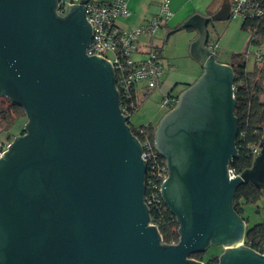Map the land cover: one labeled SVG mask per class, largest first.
<instances>
[{
    "label": "water",
    "instance_id": "obj_1",
    "mask_svg": "<svg viewBox=\"0 0 264 264\" xmlns=\"http://www.w3.org/2000/svg\"><path fill=\"white\" fill-rule=\"evenodd\" d=\"M86 1L62 14L58 0H0V96L28 119L0 157V264H204L187 256L210 245L225 248L219 264H264L233 208L242 183L264 195V140L251 166L230 177L235 72L209 45V24L230 19L231 0L167 34L195 30L189 55L202 67L156 127L168 166L160 191L180 225L171 245L150 224L147 160L120 110L112 64L86 53Z\"/></svg>",
    "mask_w": 264,
    "mask_h": 264
},
{
    "label": "built area",
    "instance_id": "obj_2",
    "mask_svg": "<svg viewBox=\"0 0 264 264\" xmlns=\"http://www.w3.org/2000/svg\"><path fill=\"white\" fill-rule=\"evenodd\" d=\"M79 1L58 0L56 10L65 14L69 4ZM170 2L171 0H162L159 13L147 24L133 29L124 28L118 22L120 18L130 15L127 0H87L84 4L86 5V18L92 25V37L86 48V53L87 55L100 54L110 60L115 73V87L119 94L120 110L127 116L130 129V118L138 109L137 103L134 102V93L143 94L159 87L166 72L159 51L154 49V45L149 41L142 45L140 38L142 34L153 35L169 19L172 14ZM230 9L231 17H240L242 21L264 15L263 0H231ZM209 45L213 51L217 50V43ZM246 55L248 56V53ZM261 56L262 51L258 49L255 58L259 59ZM176 97H178L177 94L169 95L167 93L163 98L162 105L167 110L170 109L171 105L176 102ZM139 126L141 125H137L139 131L145 132ZM134 136L140 141L142 158L147 160L144 201L149 214L151 209L163 207V204L170 210L160 191L163 180L168 176L167 161L157 151L155 142H152L148 136L145 135L144 139L137 135ZM11 142L12 139L0 142V157L4 155L3 152L8 149ZM261 147L262 144L253 146L254 157L259 153ZM229 173L232 178L240 175L230 167ZM150 224L156 225L151 221V214ZM162 241L163 237L160 243H163ZM171 244L177 243L172 241Z\"/></svg>",
    "mask_w": 264,
    "mask_h": 264
},
{
    "label": "trees",
    "instance_id": "obj_3",
    "mask_svg": "<svg viewBox=\"0 0 264 264\" xmlns=\"http://www.w3.org/2000/svg\"><path fill=\"white\" fill-rule=\"evenodd\" d=\"M242 28L250 32V41L256 47H261L264 44V15L243 21ZM209 41H211L210 37ZM258 49L260 50V48ZM247 61V55L244 52L233 53L229 61L235 72L236 106L234 113L239 127L236 137V147L239 154L230 160L229 167L233 168L236 173H241L245 168L251 166L254 159L253 146L261 145L264 140V52L262 51L261 58L255 60L252 69L247 68ZM148 94L149 92L134 93V102L137 103L138 108L140 100ZM168 94L172 95V93ZM177 101L178 97H176V102L171 105L167 112L176 106ZM22 115H26L23 105L7 96H0V124L5 125L6 130H9L11 125ZM139 127L145 132H140L137 125L131 123L132 134L143 139L148 136L152 142H155V125L149 123L147 125L141 124ZM260 201H264L263 192L254 184L245 182L235 188L233 208L246 221L248 219L244 215V206L256 204L257 212H260L261 205L258 204ZM150 214L151 221L157 225L158 233L163 237V244L171 245L172 241L178 244L180 242V225L177 217L164 204L163 207L151 209ZM244 242L256 252L264 255V221L247 227ZM190 257L202 259L203 254L202 252L192 253L187 256V259H190ZM208 264H219V255H212L208 260Z\"/></svg>",
    "mask_w": 264,
    "mask_h": 264
},
{
    "label": "rangeland",
    "instance_id": "obj_4",
    "mask_svg": "<svg viewBox=\"0 0 264 264\" xmlns=\"http://www.w3.org/2000/svg\"><path fill=\"white\" fill-rule=\"evenodd\" d=\"M126 18V17H122ZM216 29H211L210 33L212 36L219 33V35H224L225 43L221 42V47L217 51L218 53V60L220 62H225L226 60H230L231 55L233 53H241L244 52L245 54L248 53L247 56V68L252 69L254 66V62L256 60V53L258 48L260 51L264 52V44L261 47H256L251 41V34L249 31L244 30L242 25V19L240 17H231L226 22L218 21L214 24ZM228 25V27L226 26ZM159 29V28H158ZM166 30L161 29L158 34L161 33V37L164 39L162 40V44L160 47L156 44H153V48L158 50L160 54H164L165 57H170L172 55L174 57L175 62H177L179 66V72L182 77L184 74L188 72H192L194 75H201L202 68L200 67L199 63L196 62L190 55H189V37H190V30L188 29H181L174 33H172L168 38L166 35ZM165 34V35H164ZM168 34V33H167ZM144 34L141 35V39L144 38ZM160 44V42H157ZM142 45L146 44V41H141ZM147 56V55H143ZM164 59V58H163ZM166 63V60L164 61ZM174 62V61H172ZM185 85V84H183ZM182 85V86H183ZM165 97L164 94L160 91L159 87H155L151 90V94L142 100H140L139 108L132 114L131 122L134 125L140 124H148L151 120L157 122L158 117H162L166 114L167 108L162 105L163 98ZM28 119L26 115L20 116L13 125L10 127V131L12 134L19 133L22 134L24 132L25 123H27ZM9 131L5 129V125L0 124V141L8 139L6 136L8 135ZM14 139V138H13ZM12 139V141H13ZM11 140V139H9ZM258 204L261 205L260 212H257V205L256 204H248L245 205V212L244 215L247 217V227H251L259 222L264 221V201H260ZM225 248L222 245H210L205 251L202 252L203 258L198 259L197 257H190L197 261H201L204 264H208V260L211 258L212 255L217 254L221 255L224 252Z\"/></svg>",
    "mask_w": 264,
    "mask_h": 264
},
{
    "label": "crops",
    "instance_id": "obj_5",
    "mask_svg": "<svg viewBox=\"0 0 264 264\" xmlns=\"http://www.w3.org/2000/svg\"><path fill=\"white\" fill-rule=\"evenodd\" d=\"M127 1H128V7L130 9V15L127 16L126 18H120L118 20L119 24L122 27L127 28V29L138 28L144 24H147L154 16H156L159 13L160 5L162 2V0H127ZM222 2L223 0H171L170 8H171L172 14L169 17V19H167V21L159 29H157V31L153 35H146L144 36L143 39L140 38V41L144 40L146 41V43H148L149 41L151 44H156L160 47V45L162 44L161 39H164L160 36L161 33L158 34L161 29L167 31L166 35L164 34L165 36H167L168 32H170L172 29H175L176 27H179L188 17H190L194 13H200V14H206V15H211L215 13L220 8ZM226 21L227 20H223V22H226ZM215 22H218V21H215ZM214 23L209 24L210 25L209 31L211 29L213 30L216 29L215 26L217 25V23L216 24ZM242 24H243V21H242ZM226 26L228 27V25ZM190 32H191L190 33L191 35L189 37V42L196 35L195 30L190 29ZM224 35L225 33L222 36L219 35V33H216V35L212 36L210 33L211 41H209V44H214V43L218 44L216 52L222 46L221 42L225 43ZM157 42H160V44ZM165 60H166V63L164 62ZM229 61L230 60H226L224 63H230ZM162 62L164 66L166 67V72L162 79L161 85L159 86V89L164 95H166L167 93L177 94V92L179 91V89H181V86L183 84L189 85L190 83H193L199 77V75L197 74L194 75L192 72H188V71L184 74V77H182L181 74L178 73L179 66L177 62H175L174 57L172 55H170V57L168 58V57H165L163 54ZM150 94H151V91H149V94L147 96H149ZM147 96L145 95V97ZM162 117L161 116L158 117L157 122H154L153 120H151L150 122H148V124L152 123L153 125H155V127H157ZM8 131L9 133L6 136V138L8 139H13L15 138V136L21 135L17 132L12 134L13 130L12 131L8 130ZM8 139H5V140H8Z\"/></svg>",
    "mask_w": 264,
    "mask_h": 264
},
{
    "label": "flooded vegetation",
    "instance_id": "obj_6",
    "mask_svg": "<svg viewBox=\"0 0 264 264\" xmlns=\"http://www.w3.org/2000/svg\"><path fill=\"white\" fill-rule=\"evenodd\" d=\"M187 87H189L188 84L181 86V89H179V91L177 92L178 96H179V94H180L183 90H185ZM24 134H25V132L22 133V135H24Z\"/></svg>",
    "mask_w": 264,
    "mask_h": 264
}]
</instances>
